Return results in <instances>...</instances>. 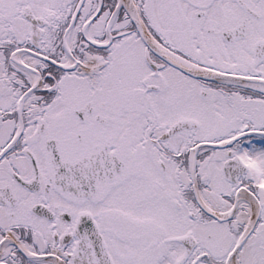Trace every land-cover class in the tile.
I'll use <instances>...</instances> for the list:
<instances>
[{
  "label": "snow or ice",
  "instance_id": "6c2138e0",
  "mask_svg": "<svg viewBox=\"0 0 264 264\" xmlns=\"http://www.w3.org/2000/svg\"><path fill=\"white\" fill-rule=\"evenodd\" d=\"M0 264H264V0H0Z\"/></svg>",
  "mask_w": 264,
  "mask_h": 264
}]
</instances>
